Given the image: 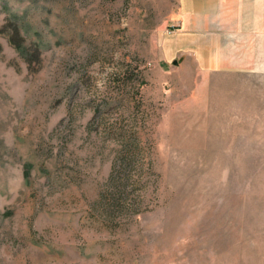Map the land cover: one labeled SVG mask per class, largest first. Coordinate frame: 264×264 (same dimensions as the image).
I'll list each match as a JSON object with an SVG mask.
<instances>
[{"label": "rangeland", "instance_id": "1", "mask_svg": "<svg viewBox=\"0 0 264 264\" xmlns=\"http://www.w3.org/2000/svg\"><path fill=\"white\" fill-rule=\"evenodd\" d=\"M227 1L205 71L214 0H0V264H264V0Z\"/></svg>", "mask_w": 264, "mask_h": 264}, {"label": "crops", "instance_id": "2", "mask_svg": "<svg viewBox=\"0 0 264 264\" xmlns=\"http://www.w3.org/2000/svg\"><path fill=\"white\" fill-rule=\"evenodd\" d=\"M214 3L215 13L221 12V15H206L207 10L205 8L203 9V15L197 18V20H200L199 23L201 26L197 28V31L190 28L189 31L191 33L198 32V49L196 55L199 57V62L202 63L201 65L205 71L232 70L234 66L230 65L231 60L229 61V58L227 59L225 56L219 57L221 53L219 52L217 39V33L224 31V27L220 25L226 22L228 11H231V5L228 4L227 0H214ZM187 15L191 16L189 21L192 23V20H195L193 14L187 13ZM209 37L214 39V44L208 42Z\"/></svg>", "mask_w": 264, "mask_h": 264}, {"label": "trees", "instance_id": "3", "mask_svg": "<svg viewBox=\"0 0 264 264\" xmlns=\"http://www.w3.org/2000/svg\"><path fill=\"white\" fill-rule=\"evenodd\" d=\"M9 33V31H8ZM9 41L10 43L17 49L20 51V53H23L25 52V47H24V44H23V39L21 38L20 36V33L19 32H14L12 35L9 36ZM118 163H113V167L116 166ZM121 165H124V163H121ZM112 175L113 173L111 174L110 178H112ZM112 180V179H111ZM126 182H120L119 185L122 187V188H125L126 187ZM123 189H120L119 188V191H122Z\"/></svg>", "mask_w": 264, "mask_h": 264}]
</instances>
